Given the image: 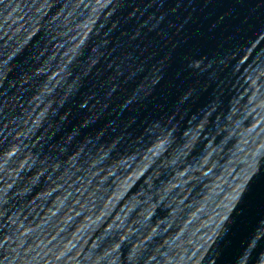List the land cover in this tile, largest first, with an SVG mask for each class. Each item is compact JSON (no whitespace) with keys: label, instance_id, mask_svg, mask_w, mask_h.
Masks as SVG:
<instances>
[{"label":"water","instance_id":"obj_1","mask_svg":"<svg viewBox=\"0 0 264 264\" xmlns=\"http://www.w3.org/2000/svg\"><path fill=\"white\" fill-rule=\"evenodd\" d=\"M0 264H264V0H0Z\"/></svg>","mask_w":264,"mask_h":264}]
</instances>
